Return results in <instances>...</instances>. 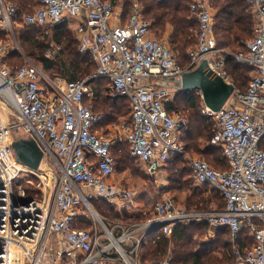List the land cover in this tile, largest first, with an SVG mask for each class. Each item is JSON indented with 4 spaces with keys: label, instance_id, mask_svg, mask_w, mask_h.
Listing matches in <instances>:
<instances>
[{
    "label": "built area",
    "instance_id": "2783aa9c",
    "mask_svg": "<svg viewBox=\"0 0 264 264\" xmlns=\"http://www.w3.org/2000/svg\"><path fill=\"white\" fill-rule=\"evenodd\" d=\"M246 4L253 34L245 51L231 52L218 47L213 0H192L197 46L183 67L167 40L151 30L140 0H132L125 19L113 0H36L25 12H19L14 0H0V264H175L171 251L143 262L140 249L149 239L170 235L178 224L198 222L230 230L234 261L222 264H264V0ZM65 22L74 25L78 51L96 64L80 80L51 78L20 47L11 48L1 38L15 37L19 24L48 30ZM60 49L52 42L46 55L55 57ZM14 53H21L24 61L10 64ZM229 56L250 68L244 90L227 72ZM203 59L234 84L219 110L202 107L216 124L211 142L223 146L229 167L219 169L202 158H192L190 166L197 183L215 188L224 206L187 209L163 196L144 222L107 223L94 199L123 200L121 208L127 212L136 206L133 190L113 179L118 167L114 146L125 140L129 155L155 180L172 156L184 155L181 134L189 117L169 110L168 104L182 73ZM93 78L107 79L109 95L129 101L131 119L121 125L125 138L101 128L104 113L94 109ZM20 136L34 137L43 160L58 166L51 202L45 194L28 197L26 184H33L39 170L18 161L11 143ZM243 231L251 244L239 242Z\"/></svg>",
    "mask_w": 264,
    "mask_h": 264
},
{
    "label": "trees",
    "instance_id": "16d2710c",
    "mask_svg": "<svg viewBox=\"0 0 264 264\" xmlns=\"http://www.w3.org/2000/svg\"><path fill=\"white\" fill-rule=\"evenodd\" d=\"M143 5V12L145 13V18L149 21L151 30L155 35H163L168 30V25H171V29H169L170 33V44L172 48L178 53L179 58L185 60L187 58V50L190 46L193 45L195 42V24H197L196 19L193 17V20L188 18V4L187 0H140ZM215 7H217V14H216V23L214 24V32L216 39L218 41V46L224 49H231V52H238L242 51L244 47H246L247 41L252 37L253 34V16L248 6L246 4V0H213ZM19 9V12H25L32 10V6L30 4L26 5L19 1L16 3ZM68 23H62L53 28V36L56 38L58 43H62V37L66 34V30L63 28ZM198 26V24H197ZM31 28H43L39 26H27ZM52 29V28H50ZM47 30V29H46ZM159 35V36H161ZM158 36V37H159ZM65 37V36H64ZM68 43H66V48L61 45V49L59 50L58 54L55 57H48L44 52L43 56H41L40 60L42 62L43 70L51 77L54 78L56 76H60V78L72 82L76 80H80L91 75L95 69L94 65L92 64L93 60L90 58L89 55L82 54L78 51L76 46V40L74 37L67 36ZM48 46V45H47ZM46 46V47H47ZM175 54V53H174ZM178 63L177 54H175ZM35 61V60H34ZM21 58L18 54L14 53L11 57H9V63H22ZM189 64V63H188ZM187 64V65H188ZM181 65V64H180ZM186 65V66H187ZM182 66V65H181ZM245 65L238 63L234 57L229 56L226 61V69L228 73L232 76L234 83L237 85V82L244 85L247 82L249 77L248 70L244 68ZM96 67V66H95ZM185 67V66H183ZM52 75H51V74ZM98 78H93L90 80V84L97 90L96 96L93 99L94 109L98 112L104 113V119L101 122V125L105 126L108 124L107 119L110 118L111 120H115L120 114H123L124 105L118 106V102L120 100L125 101V105L128 108L125 109V112L128 110L130 111L129 101L122 96H110L109 93L103 96V93L99 88L94 85V82ZM102 80H108L105 78H101ZM238 86V85H237ZM195 90L186 91V90H177L180 94H184L185 101L190 100V103H186V105L179 106L178 103L174 104L170 102L168 104L169 110H180L181 108L183 112H186L189 117V125L187 130L182 133L181 140L184 137L186 149H188L189 145L197 150L198 152L211 156V162L213 161L216 168L219 169H227L229 164L227 159L225 158L226 164L220 161V158L215 154L214 151L208 149L200 148V143L197 141L198 137L204 134L209 133L206 130V127H202L199 129L196 128L198 131L194 134L193 131L191 132V110L197 112L194 115L195 119H199L198 115H200L201 105L200 100L201 97L199 93H194ZM103 98L108 100L109 109L108 108H101L100 103L103 101ZM187 99V100H186ZM191 106H190V105ZM200 107V108H199ZM124 112V113H125ZM110 123V122H109ZM191 126V127H190ZM190 127V128H189ZM190 129V130H189ZM190 131V132H189ZM188 134V142L187 140ZM127 149V148H126ZM124 152V153H123ZM120 152L119 154H115L113 150V154L118 160L123 159L124 155L126 158H133L129 155L128 150ZM183 157V156H182ZM174 159H181V155L172 156L169 159L168 163H171ZM124 164V163H123ZM127 163L124 164V166ZM169 165V164H168ZM127 166V165H126ZM217 166H224L217 167ZM177 171L179 173L172 176L171 180L178 185V189L184 187L182 177H181V170L178 168ZM191 175L192 171L190 172ZM204 186V185H202ZM205 186H207L205 184ZM210 187V186H208ZM26 190L28 197H40L41 195V188L34 186V184H26ZM207 189L201 188H193L191 193H194L195 198V206L194 208H203L202 206L198 205L201 202H204V193ZM213 190H216L215 188ZM216 192H218L216 190ZM219 193V192H218ZM219 204L216 206H222L224 203L222 196L219 193ZM98 202H101L98 199H94L92 204L94 208L97 210ZM98 211V210H97ZM99 212V211H98ZM100 213V212H99ZM198 225L199 223H191ZM83 226L87 225V222L82 223ZM187 224H178L174 227L173 231L170 235H161L158 239L148 241L147 243L143 244L140 249V256L143 262H147L148 260L154 258H162L169 251H171L172 258L175 264H208L205 261V257L203 255L205 252H213L217 249L219 245H217V240H212L211 242L204 243L203 246L200 248L199 251L193 250L192 244L189 239V234L187 233ZM206 226L205 224H200ZM218 230L221 232L229 233L230 230L227 227H219ZM223 243L225 246L224 249L231 250V256L225 260V263H231L234 261V256L232 253V241L228 238H223ZM240 243L243 244H251V238L246 236L245 231L239 234L238 238ZM215 247V248H214ZM171 248V249H170ZM169 249V250H168ZM210 258V256H208Z\"/></svg>",
    "mask_w": 264,
    "mask_h": 264
},
{
    "label": "rangeland",
    "instance_id": "374dc122",
    "mask_svg": "<svg viewBox=\"0 0 264 264\" xmlns=\"http://www.w3.org/2000/svg\"><path fill=\"white\" fill-rule=\"evenodd\" d=\"M22 2L26 5L30 4L32 7L35 6L36 0H14L15 3ZM114 4L116 6L117 12L121 14V16L125 19L127 18V15L129 11L131 10L132 6V0H113ZM192 0H187L188 4V18L193 20V16L190 12L189 6L190 2ZM141 9L143 12V5L140 1ZM144 13V12H143ZM213 13H214V24L216 23V14H217V7H215L213 2ZM145 14V13H144ZM35 27V26H34ZM168 30L171 29V25H168ZM197 24H195V42L192 46H190L187 50V58L185 60H182V58H179L178 53L172 48L170 44V33L167 30L165 34L157 37L162 39H166L168 42V45L172 49V51L177 54L178 60L180 61V64L182 66H186L190 60H191V52L196 48L197 46ZM66 30V34L62 37V43H58L56 38L53 36V28L46 30V28H29L27 25L19 24L15 29V37H9V36H2V41L5 44H8L9 47H20V50H22L23 55L30 57L32 60H35L36 63L40 64L42 66L41 62V56H43L44 52L46 53V49L49 46L50 43H57L60 46L66 48V43H68L67 36L74 37L77 39V34L74 30L73 24H66V26L63 28ZM215 34V32H214ZM65 36V37H64ZM216 37V36H215ZM218 43V41H217ZM48 45V46H47ZM78 45V40H76V46ZM47 46V47H46ZM219 47V46H218ZM18 49V48H17ZM14 49V50H17ZM224 49V48H223ZM19 50V49H18ZM231 51V49H226ZM246 47L242 51H245ZM19 57L21 58V61L25 58H23L22 54L19 53ZM94 65V69H96V64L92 62ZM245 69L247 67L244 66ZM248 70V69H247ZM228 72V71H227ZM51 74V73H50ZM249 77L247 79V82L242 85L237 82V85L240 89L244 90L247 86V83L250 79V71L248 70ZM52 75V74H51ZM230 75V74H229ZM54 78H60V76H56ZM230 78L232 79V76L230 75ZM233 80V79H232ZM94 85H96L97 88L101 90L103 93V96L107 95V93H110L109 84L106 80H102L101 78H98ZM196 92L199 91H194ZM174 96L172 97L171 102L176 104L178 103L179 106H183L186 104L185 96L184 94H180L175 89L173 90ZM101 108H108L107 110H110L108 100L103 98V101L99 104ZM124 105V111L123 114H120L115 120H111L110 118L107 119L108 124L105 126H101L103 130H108L110 136H116V134H121L123 138H125V131L124 128L121 126L124 122H129L131 119V113L128 110L125 112V109L128 108L127 105H125V101L120 100L118 102V106ZM200 108V107H199ZM182 110L181 108H178ZM125 112V113H124ZM197 112L191 110V132L193 131L194 134H196L198 131L196 128L199 127H206V130H208L209 133L201 135L198 137L197 141L200 143V148L212 150L215 152V154L220 158V161L226 164L225 162V154H224V148L221 144H214L211 142V138L216 132V124L214 120L208 116H206L202 112V107L200 111V115H198L199 119H195L194 115ZM3 114L7 117V112L3 110ZM197 116V114H196ZM110 122V123H109ZM115 125V126H114ZM111 126H114L113 128ZM189 127V128H190ZM190 130V129H189ZM190 132V131H189ZM188 142V134L186 137ZM127 148V149H126ZM125 150H128V144L125 140L122 142L117 143L114 146V152L115 154H119L120 152H123ZM124 153V152H123ZM183 156V157H182ZM190 157V158H189ZM192 158H202L213 165L215 164L213 161L211 162V156L204 155L197 150H194L193 147L189 145L187 152L184 155H181V159H174L169 165L166 167V169L162 170L158 178L155 180L151 178V176L147 175L145 167L143 164L139 161H137L135 158H126L124 155L123 159H120L118 162L117 172L114 174L113 179L116 180L119 184L121 183L124 186H127L131 188L134 192L135 199H136V206L133 209H130L131 211H125V209L121 208V204L123 200H118V203H111L109 200L105 198H97L101 202H98L97 210L100 212V215L104 218V220L107 223L113 224L115 222H120L123 224H128L132 222H144L145 219L148 217L153 216V210H152V204L154 201L160 199L163 196H170L174 203L177 206L183 207V208H194L195 206V196L194 193H191L193 191V188H201V189H207L204 193V202H201L200 206L203 208L199 209H208L211 207L216 206V204H219V193L213 190L212 188L208 186H198L195 184V178L191 175V166H190V160ZM127 163L125 166L124 164ZM217 167H224V166H217ZM180 169L181 177L183 181L184 187L181 189H178V185H175L174 182H172L171 178L175 174L179 173L177 169ZM39 175H33V184L36 187L41 189V196L42 194L46 195V199L51 202L53 200V194L57 186V178L56 172H58V166L57 164L48 159L45 158L42 161V164L40 168L38 169ZM150 208L152 211L148 212L147 214H144V208ZM187 233L189 234V239L191 242V246L193 250L199 251L200 248L203 246L204 243L211 242L212 240H217V249L213 252H205L203 253L205 257V261L208 262V264H222L225 263V260H227L231 256V250L224 249L225 246L223 241V238L231 239V232L225 233L221 232V230H218L215 227H211L209 225L203 226V225H195V224H187ZM141 234V233H140ZM139 234H137L138 236ZM215 248V247H214ZM171 249V248H170ZM169 250V249H168ZM210 256V258H208Z\"/></svg>",
    "mask_w": 264,
    "mask_h": 264
},
{
    "label": "water",
    "instance_id": "95a60500",
    "mask_svg": "<svg viewBox=\"0 0 264 264\" xmlns=\"http://www.w3.org/2000/svg\"><path fill=\"white\" fill-rule=\"evenodd\" d=\"M176 86L180 90L200 91L204 104L212 110H219L234 89V84L217 75L208 66L207 59H203L196 67L182 73ZM18 161L32 170H38L42 164L44 152L34 137H16L11 143ZM160 227L155 225L149 230Z\"/></svg>",
    "mask_w": 264,
    "mask_h": 264
},
{
    "label": "crops",
    "instance_id": "0c3cea01",
    "mask_svg": "<svg viewBox=\"0 0 264 264\" xmlns=\"http://www.w3.org/2000/svg\"><path fill=\"white\" fill-rule=\"evenodd\" d=\"M68 24H70V23H68ZM71 24H72V23H71ZM73 27H74V25H73ZM177 90H179V89L176 88V91H177ZM197 93H198V92H197ZM94 98H95V97H94ZM94 98H93V99H94ZM186 100H187V99H186ZM187 101H188V103H190V100H187ZM187 101H186V103H187ZM185 105H186V104H185ZM189 105H190V104H189ZM200 105H201V107L204 106V102H203L202 99L200 100ZM190 106H191V105H190ZM172 110L175 111L174 109H172ZM181 136H182V134H181ZM182 142L185 144L184 137H183V139H182ZM186 152H187V149H186ZM168 162H169V161H168ZM168 164H169V163H167V165L164 167V169H166V167L168 166ZM164 169H163V170H164ZM195 184L198 185V186L200 185V184L197 183L196 180H195ZM200 186H202V185H200ZM204 186H205V185H204ZM207 186H210V185H207ZM210 188L214 189L212 186H210ZM215 191H216V190H215ZM154 202H155V201H154ZM154 202H153V204H154ZM223 203H224V202H223ZM153 204H152V206H153ZM223 206H224V204H223L222 206H214V207H211V208H213V209H215V208H222ZM147 209H150V208H146V207L144 208V210H147ZM198 223H199L198 225H200V224H205V225H206V223H202V222H198ZM150 238H151V236H150ZM148 241H150V239H149Z\"/></svg>",
    "mask_w": 264,
    "mask_h": 264
}]
</instances>
